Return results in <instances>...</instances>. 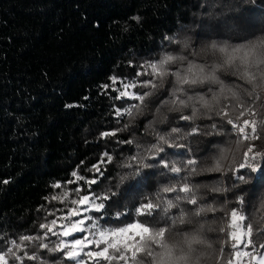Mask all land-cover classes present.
Here are the masks:
<instances>
[{
	"label": "trees",
	"instance_id": "trees-1",
	"mask_svg": "<svg viewBox=\"0 0 264 264\" xmlns=\"http://www.w3.org/2000/svg\"><path fill=\"white\" fill-rule=\"evenodd\" d=\"M166 37L187 38L190 47L182 50ZM259 38H264V0H0V181H9L0 183V248L9 246L7 242L19 235H42L39 224L53 218L47 212L71 206L49 203L45 197L62 191L51 185L72 179L73 171L97 180L91 186L92 192L114 193L111 200L105 201L102 213L90 215L101 217V224L107 226L128 222L146 198L155 197L164 186L177 184L186 175L169 173L148 158L144 149L156 143L157 132L167 134L177 127L188 133L193 123L199 125L201 133L188 136L187 140L173 134L172 138L187 144L190 152L165 147V153L161 154L173 161L194 157L198 171L212 164L220 148L232 149L229 161L233 155L239 159L242 150L235 151L232 142L236 137L231 134V125L215 115L211 120L202 117L194 122L184 121L180 116L190 115V108L181 113L169 110L168 105L162 106L172 87L171 76L156 90L141 87L134 90L141 94L152 91V95L146 97L140 113L132 120L127 115L118 117L115 109L138 101L117 100L111 88L105 92L101 85L110 83L113 75L126 80L150 79L136 78L135 73L142 70L140 65L159 60L165 52L211 63L213 57L202 50L213 42L237 46ZM193 52L202 54L194 57ZM171 67L175 70V65ZM218 75L227 85L242 83L231 71ZM209 87L213 91L218 88L205 84L190 89L189 94L210 96ZM260 97L254 105L258 122L264 119V92H260ZM245 102H249L247 97ZM230 115L235 118L238 112L230 110ZM213 122L223 135L204 134ZM117 129L120 131L114 136L101 135ZM257 132L260 139L251 143L257 150H264V127L259 123ZM127 140L133 143H121ZM105 152L112 157L111 162L104 157L100 172L89 171ZM133 156L153 166L134 175L138 164L131 160ZM129 164L132 166L128 167ZM260 164V171L264 172V160ZM237 175H244L248 182H240L231 172L193 175L189 182L199 186L197 195L204 198L200 203L219 207L227 202V209H241L248 217L245 223H253V240L264 242V233L256 235L258 227L264 228V182L258 183L257 179L260 172L243 169ZM80 184L84 185V181ZM210 186L229 191L211 193ZM76 187L68 185L70 189ZM88 191L84 185L81 194ZM163 195L173 198L177 193ZM239 196L244 197L243 205L236 202ZM180 207L188 213L195 208L186 203ZM116 212H127V216L116 220ZM178 212V208H173L168 216ZM61 214L56 212L57 216ZM222 216L223 213L216 212L195 217L193 224H177L170 231H190L199 220L205 223L206 238L218 249L217 241L226 234L207 229L217 228ZM139 220L152 227L170 223L160 210L151 216H140ZM55 239L50 237V241ZM224 250L227 253L228 246ZM38 254L49 264L61 256L41 250ZM24 264L38 262L25 260Z\"/></svg>",
	"mask_w": 264,
	"mask_h": 264
},
{
	"label": "snow or ice",
	"instance_id": "snow-or-ice-1",
	"mask_svg": "<svg viewBox=\"0 0 264 264\" xmlns=\"http://www.w3.org/2000/svg\"><path fill=\"white\" fill-rule=\"evenodd\" d=\"M166 39L170 43L180 45L182 50L190 47L187 38L166 37ZM202 53L211 55L212 62L200 63L184 55L165 52L159 60L140 65L139 68L142 70L135 73L136 78L149 76L150 79L126 80L113 75L109 78L110 83H105L101 87L105 92L111 88L116 93L117 100L127 98L138 101L136 104L115 109L118 117L127 115L132 120L140 113L146 97L152 95V91L141 94L134 90L138 87L156 90L158 87H163L166 78L171 76L172 87L168 99L161 102L162 106L168 105L169 110L181 113L190 108V115L180 116V119L184 121L194 122L202 117L211 120L215 115L222 122L231 125V134L236 137L232 142L235 144V151L242 150L239 159L233 155L229 161L228 154L232 149L220 148L212 164L198 171L196 167L198 161L194 157L186 161H173L161 154L165 153V147L185 149L190 152L191 149L187 144L179 143L172 137L173 134H180L179 139L187 140L188 136L201 133L199 125L193 123L188 133H182V130L177 127L171 128L167 134L157 132L155 133L156 143L149 145L144 152L148 158L157 161V165L169 173L179 176L181 172H185L186 175L180 177L177 184L164 186L155 197L146 198V202L135 208L134 215L128 222L120 221L119 226H107V223L101 224V217L89 213H102L105 209V201L111 200L114 193L100 195L92 192L91 186L97 183V180L87 179L80 176L77 171H73L72 179L63 184L57 181L51 185L53 189H62V191L52 194L50 198L45 197L49 203L56 201L71 206L47 212V216L53 218L50 220L46 218L45 222L39 224L42 235H19L18 238L9 240L7 242L9 246L0 248V264H24L25 260L49 264L38 254V250L61 254L54 264H66V262L71 264H202L205 261H211V264H264V242L253 240V223L251 221L245 223L248 217L243 211L238 208L227 209V202L219 207L212 203H200L199 201L204 198L197 195L199 186H193L189 182V177L193 175L215 172L227 175L231 172L235 179L247 183L244 175H237L243 169H249L254 173L260 172L257 178L258 183L264 182V172L260 171V161L264 160V150H257L256 145L251 143L260 139L257 132L258 123L259 126L264 127V119L259 122L255 119L257 112L254 108L261 98L260 92H264V38L237 46L213 42L202 50ZM202 53L193 52L192 55L198 57ZM173 65L175 70L171 67ZM222 71H231L242 83L225 84L218 75ZM117 84L120 87H116ZM205 84L217 85L218 88L213 91L209 87L210 96L203 93L189 94L190 89ZM245 97L248 98V103L245 102ZM222 101H224L223 104ZM230 110L237 111L238 115L233 118ZM246 115L253 118L243 119ZM127 127L128 125H125V128ZM207 128L205 135L224 134L215 122ZM117 131L120 129L104 132L101 135L102 137L114 136ZM246 141L247 144H245ZM121 143L131 144L133 141L127 140ZM104 157H107L108 163L111 162L112 157L105 152L99 163L93 165L89 171L100 172V164L105 162ZM131 160L138 164L134 175H138L142 168L153 166L144 163L143 158L138 156H133ZM226 161L229 162L225 164ZM131 166V164L128 165V167ZM80 181H84V185H87L89 189L87 194H81L84 192V185H81ZM0 183L7 184L9 181L3 180ZM72 184H76L77 187L68 188V185ZM208 191L222 194L229 189L210 186ZM168 193H177V195L173 198L163 195ZM180 193L184 195L181 196ZM236 202L243 205L244 197H237ZM182 203L193 205L195 208L188 213L180 207ZM173 208L179 209L178 215L168 216ZM155 210L162 211L164 216L168 217L170 223L167 226L152 227L140 222V216H151ZM57 211L62 214L57 216ZM216 212L223 213V216L218 218V227L215 229L209 227L207 230L226 234L224 238L217 241L218 249L213 247V243L206 238L205 223L199 220L195 221V226L190 231H170V228H174L177 224L191 225L193 218L206 216L209 213L214 215ZM121 216H127V212L115 213L116 220H120ZM77 233L83 235L77 237ZM261 233H264V228L258 227L256 235ZM50 237H56V239L50 241ZM69 237L76 238L68 239ZM225 246L229 248L227 253L224 250ZM30 247L31 252H29Z\"/></svg>",
	"mask_w": 264,
	"mask_h": 264
},
{
	"label": "rangeland",
	"instance_id": "rangeland-1",
	"mask_svg": "<svg viewBox=\"0 0 264 264\" xmlns=\"http://www.w3.org/2000/svg\"><path fill=\"white\" fill-rule=\"evenodd\" d=\"M82 235H83V234H82ZM74 238H75V237H72V238H71V237H69L68 239H74Z\"/></svg>",
	"mask_w": 264,
	"mask_h": 264
}]
</instances>
